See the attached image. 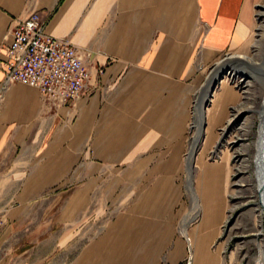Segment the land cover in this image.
Segmentation results:
<instances>
[{"label": "crops", "instance_id": "obj_1", "mask_svg": "<svg viewBox=\"0 0 264 264\" xmlns=\"http://www.w3.org/2000/svg\"><path fill=\"white\" fill-rule=\"evenodd\" d=\"M255 1L0 0V64L15 21L38 11L90 71L80 98L58 106L19 83L1 89L0 68V264H62L66 252L70 264L182 263L198 70L247 42ZM219 224L209 210L189 227L192 264H218ZM47 238L70 248L42 256Z\"/></svg>", "mask_w": 264, "mask_h": 264}, {"label": "rangeland", "instance_id": "obj_2", "mask_svg": "<svg viewBox=\"0 0 264 264\" xmlns=\"http://www.w3.org/2000/svg\"><path fill=\"white\" fill-rule=\"evenodd\" d=\"M228 56H239L247 62L230 66L237 71L236 77L232 79L222 75L204 104L206 117L203 135L191 171L199 211L194 219L185 224L193 208L188 188L186 156L193 137L191 125L194 107L198 93L210 73ZM198 73L201 86L192 96L191 120L180 159L182 182L189 203L180 224L183 235H178L184 239L188 249L181 264H188L190 256L189 264H192L193 259L194 248L189 240L192 235H184L209 210L220 221L218 235H215L209 246L210 251L218 256V264H261L264 260V207L261 203L262 189L257 185L255 173L254 142L258 127L255 110L264 97V0H256L254 3L252 28L247 42L239 48L223 52L214 63L199 69ZM223 97L226 103L219 106ZM47 227L63 230L54 224ZM54 243L55 247L70 248L69 240L60 242L47 238L42 241V256ZM70 258V252L59 257L62 264H70ZM54 263L53 256L42 260V264Z\"/></svg>", "mask_w": 264, "mask_h": 264}, {"label": "built area", "instance_id": "obj_3", "mask_svg": "<svg viewBox=\"0 0 264 264\" xmlns=\"http://www.w3.org/2000/svg\"><path fill=\"white\" fill-rule=\"evenodd\" d=\"M45 27L46 20L38 11L15 21L8 33L13 38L8 58L0 64L4 74L1 89L19 83L54 105L73 104L90 79L86 56L69 40L47 35ZM3 225L0 218V231Z\"/></svg>", "mask_w": 264, "mask_h": 264}, {"label": "bare ground", "instance_id": "obj_4", "mask_svg": "<svg viewBox=\"0 0 264 264\" xmlns=\"http://www.w3.org/2000/svg\"><path fill=\"white\" fill-rule=\"evenodd\" d=\"M245 61L243 58L239 56H228L226 57L221 64L210 73L207 78V81L202 87L203 89L198 93L197 101L194 107V117L193 123L191 125V130L193 133V137L191 139V144L188 150V154L186 156V170L188 173V188L192 196V210L190 214L185 219V224H187L190 220L194 219L198 215L199 206L197 202V198L194 194L192 181H191V171L193 166L194 157L198 148V144L203 135V128L205 122V103L210 98V92L212 88L216 85L219 78L222 75H227L234 79L236 77L237 71L230 66H234ZM205 104V105H204ZM259 106V105H258ZM258 119V127L255 136V162H256V179L257 185H259L262 189V200L261 203L264 207V97L260 103V106L257 110H255ZM264 212V210H263ZM184 226V225H183ZM185 229H183L184 231ZM264 254V251L262 252ZM262 262V261H260ZM261 264H264V260Z\"/></svg>", "mask_w": 264, "mask_h": 264}]
</instances>
